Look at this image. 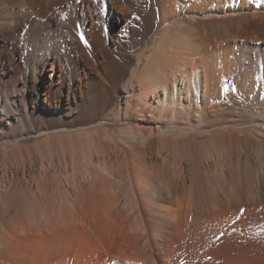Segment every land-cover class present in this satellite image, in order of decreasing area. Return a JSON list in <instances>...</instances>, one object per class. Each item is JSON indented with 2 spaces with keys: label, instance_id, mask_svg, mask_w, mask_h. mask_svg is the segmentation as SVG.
I'll return each instance as SVG.
<instances>
[{
  "label": "bare ground",
  "instance_id": "bare-ground-1",
  "mask_svg": "<svg viewBox=\"0 0 264 264\" xmlns=\"http://www.w3.org/2000/svg\"><path fill=\"white\" fill-rule=\"evenodd\" d=\"M80 149L131 177L124 244L72 258L82 213L1 211L0 264H229L206 259L224 229L264 243V0H0V194Z\"/></svg>",
  "mask_w": 264,
  "mask_h": 264
},
{
  "label": "rangeland",
  "instance_id": "rangeland-1",
  "mask_svg": "<svg viewBox=\"0 0 264 264\" xmlns=\"http://www.w3.org/2000/svg\"><path fill=\"white\" fill-rule=\"evenodd\" d=\"M76 1L78 3L81 2V0H76ZM258 43L260 44L261 41ZM161 148H163V149H161ZM157 150L159 151V154H158L159 157L156 155H154V157L157 159L159 158L158 160L160 162L163 161L166 157L167 158L171 157L170 153H168L169 152L168 146L166 148L159 147V149L157 148ZM157 150L155 149L156 154L158 153ZM78 152H79L78 150L74 151V153L71 152V154L67 158H63V160H62V158H60V160L57 161V164H56L57 166H55L52 170L51 169H49V171L47 170L46 174L41 173V172H37L36 175H33L35 177V179L33 176L32 177L29 176L30 179L28 177H27L28 179L25 178L26 183L24 182V184H28V185L23 184L24 185L23 189H21L15 195L11 194V193H9V195H8V193H6V194L3 193L4 195L0 194L1 195L0 198H2V199H0V202H1L0 207L2 205V208H3V209L2 208L0 209V213L3 212L6 215L9 214L10 216H13L12 213H16V214H14L15 217L19 216V215L21 216V214L23 213L21 217H27L28 216V218L32 221V224H35V226L36 225H43L44 228H46V230H49V228L52 227V224L57 217H62V216H64V214L67 215L69 213L78 212V213H82L83 215H85L84 219L87 220L89 218V220H87V221L84 220V222L82 224L84 229L82 228V229H80L76 232H72V233H69L67 231L63 232L62 237H64L66 239L68 246L70 245L68 249L72 248L71 249L72 252H70V250H69L72 258L80 256L81 254L85 255L87 253V251H85L87 246H89L91 244H95V241H96V244H98V245L100 244V246H99L100 250L101 251L103 250L105 253L108 251L110 252V250L111 251L115 250L114 246L116 244H117V246L123 245L124 244V238L123 237L126 235V233L124 232V234H123L124 229H123L122 223L126 222V220H123V219H127L126 216L132 215L131 214L132 213L131 212V203H132L131 201L133 199V193H132V188H131V177H129L128 175L122 174L121 171L119 170V166L117 165V163H115L114 161H111L108 164V166H109L108 169L111 170L112 172H114L112 174L107 173L103 170H102L103 171L102 172L100 167H98V169H99L98 172L93 173L94 172L93 166H92V164H90L91 160H90L89 155L88 154H86V155L81 154V152H82L81 149H80V152L79 153ZM85 160L87 162H85ZM82 163H83V165H82ZM91 171H93V172L91 173ZM101 176H102V180H100ZM134 180L136 181V179H134ZM97 181H98V183H97ZM106 181L108 182V184L106 183ZM37 182H40V184ZM99 183H100V185H99ZM101 183L103 186L101 185ZM36 184L38 187L36 186ZM93 185H95L96 187ZM29 186L31 187L32 190L30 189ZM100 186H102V187H100ZM100 189H102V190L100 191ZM97 191H99V193ZM104 193L108 195V198H106L107 195H105ZM116 194H117V196H115ZM12 195H14L15 203H17V206L14 209L12 207H9V206H7L8 207L7 208L5 205H3L5 203V200L3 198H7V196L11 197ZM112 195H114V196H112ZM99 197H100V199H99ZM94 198H96V199H94ZM101 198H102V200H101ZM104 199L106 201H104ZM101 201H103V203ZM111 201H112V203H111ZM19 202H21V203H19ZM23 202H24V205H23ZM58 203H60V204H58ZM112 204H114L113 207L115 205H116V207L113 208ZM105 205L107 208L105 207ZM20 206H21V208H19ZM103 206H104V208H102ZM72 207H73V209H72ZM90 207H92V208H90ZM110 207H111V209H110ZM98 208H100V209H98ZM20 209H22V210H20ZM112 209H114V210H112ZM14 210H15V212H14ZM23 211H25V214ZM104 211H106V212H104ZM26 212L28 215L26 214ZM60 213H62V215ZM108 215H109V217H108ZM116 221H117V224L121 227L120 231H119L118 226L115 223ZM127 222H128V219H127ZM88 223L89 224L91 223L93 225H91V224L89 225ZM106 223L107 224L109 223V225H106ZM112 224H113V226H112ZM114 224H115V226H114ZM47 227H49V228H47ZM225 230H226V232H225ZM223 232L219 235L218 238H216L218 243L215 242V240H216L215 239L213 244H211V245H213V248L215 245V247H217L216 250L218 249L219 251L218 250H217L218 252L215 251V248L213 250L211 245L209 246L208 249H210V247H211L212 250L215 252H213L212 250H209V251L207 250L208 252L206 251L207 254L210 252V254H208L206 256V259L208 261L214 260V256H215V258L221 256L222 259L227 257L226 259H229L228 260L229 264H264V247L262 246V244L264 245V243L261 244L260 243L261 241L259 240L258 237L257 238L249 237L247 235L246 231L243 229V227H241V229H239V230L236 228H231L230 230H228V232H227V229H224ZM120 233H122V234L120 235ZM32 237H33V234H32ZM64 238H62V239H64ZM257 240H259L260 242ZM101 242H102V244H101ZM106 242H108V243H106ZM109 242H110V246H109ZM250 244H251V246H250ZM254 244H255V246H254ZM77 248L80 250H77ZM261 248H263V249H261ZM74 249H76V250H74ZM256 249H257V251L259 250V252H257ZM103 251L101 253H104ZM220 251H221V253L219 254ZM248 252L253 253V254H249ZM72 254H74V255H72ZM219 259H221V258L219 257ZM187 261H186V264H190L189 260H187ZM184 263H185V261H184ZM106 264H111V262H108Z\"/></svg>",
  "mask_w": 264,
  "mask_h": 264
}]
</instances>
